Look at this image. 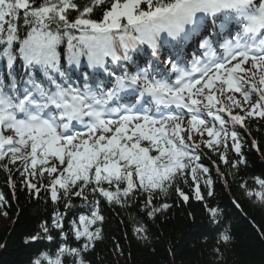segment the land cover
<instances>
[{
  "label": "snow or ice",
  "instance_id": "obj_1",
  "mask_svg": "<svg viewBox=\"0 0 264 264\" xmlns=\"http://www.w3.org/2000/svg\"><path fill=\"white\" fill-rule=\"evenodd\" d=\"M253 120L264 121V0H0V170L13 194L15 170L53 205L25 243L56 250L31 264H89L101 200L124 207L142 196L155 217L172 189L190 200L181 182L197 201L201 181L213 196L202 149L246 164L240 129ZM254 183L241 187L264 204V178Z\"/></svg>",
  "mask_w": 264,
  "mask_h": 264
},
{
  "label": "trees",
  "instance_id": "obj_2",
  "mask_svg": "<svg viewBox=\"0 0 264 264\" xmlns=\"http://www.w3.org/2000/svg\"><path fill=\"white\" fill-rule=\"evenodd\" d=\"M77 2L83 4L86 0ZM101 14L98 8L93 15L96 18ZM240 132L246 164L232 168L210 150L208 158L202 159L213 179V196H207L208 189L201 181L205 199L197 201L192 188L181 182L179 186L190 194V200L183 202L172 189L168 197L161 196L155 202L156 206L166 202L171 207L155 217L145 214L142 196L124 207L101 200L105 217L100 225L102 239L84 254L89 264H264V204L248 197L241 187L246 183L256 190L254 178H264V121L253 120L247 131ZM252 140L257 142L256 147L251 146ZM228 156L236 159L234 152ZM13 180L17 184L15 194L7 182L8 174L0 170V193L7 201L0 208V264H31L40 252L56 250L52 246L55 241L25 243L38 225L50 218L53 205L43 192L39 197L29 194L15 170ZM75 203H80L78 198ZM205 205L221 210L216 220ZM140 226L145 233L135 232ZM225 231L230 235L227 243L220 240Z\"/></svg>",
  "mask_w": 264,
  "mask_h": 264
},
{
  "label": "bare ground",
  "instance_id": "obj_3",
  "mask_svg": "<svg viewBox=\"0 0 264 264\" xmlns=\"http://www.w3.org/2000/svg\"><path fill=\"white\" fill-rule=\"evenodd\" d=\"M142 46H145V45H142ZM148 59H150V58H148ZM146 60H147V59H146ZM204 154H205V153H204ZM208 154H209V153H208ZM208 154L205 155V156L203 155L201 159H203V157L208 158ZM209 155H210V154H209ZM202 161H203V160H202ZM77 211H80V212L82 211V212H83L84 210H83V209H79V210H77ZM102 215H103V214H102Z\"/></svg>",
  "mask_w": 264,
  "mask_h": 264
}]
</instances>
